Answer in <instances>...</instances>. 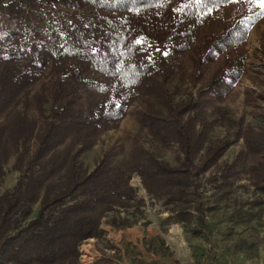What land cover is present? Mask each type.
<instances>
[{"label": "trees", "instance_id": "obj_1", "mask_svg": "<svg viewBox=\"0 0 264 264\" xmlns=\"http://www.w3.org/2000/svg\"><path fill=\"white\" fill-rule=\"evenodd\" d=\"M232 4L0 0L2 14L36 21L43 31L40 40L21 33L0 46V120L12 113L0 124V181L13 156V171L20 173L17 184L0 195V264L77 263L81 246L103 236V218L136 200L132 174L141 178L150 196L173 207L178 222L195 215L200 226L212 209L195 195L204 184L220 192L231 188L248 154L259 158L246 171L264 192L261 136H248L246 149L232 163L206 177L234 144L212 141L206 100H225L244 75L247 58L241 47L254 24L246 14L216 17ZM216 19L220 27L200 40ZM40 25L27 29L38 32ZM190 52H195L196 72L222 60L195 101L175 102L168 84ZM48 74L52 80L46 93L29 102L44 122L37 135V123L28 112L14 111ZM140 97L154 102L140 116L142 127L155 141L178 146L179 165L134 150L123 167L113 163L110 151L89 171L83 155L101 135L119 128Z\"/></svg>", "mask_w": 264, "mask_h": 264}, {"label": "rangeland", "instance_id": "obj_2", "mask_svg": "<svg viewBox=\"0 0 264 264\" xmlns=\"http://www.w3.org/2000/svg\"><path fill=\"white\" fill-rule=\"evenodd\" d=\"M259 12L261 9L258 6L240 0L216 15L229 19L246 14L254 24L241 47L247 58L244 75L225 100L213 97L206 100L212 122V141H234L218 167L211 169L206 177L217 172L223 164L232 163L238 153L246 149L248 136L264 137V16L256 15ZM218 19L201 33L200 40L212 29L220 27ZM36 25L40 24L36 21H17L0 12V46L8 38H17L21 33L40 40L43 35L41 25L38 32L27 29ZM154 49L158 48L153 46ZM194 56L195 52H190L181 59L182 68L168 84L175 102L195 101L198 90L222 60L221 56L216 63L207 64L196 72ZM51 80L50 74L45 76L33 87L27 101L14 111L28 112L37 123V135L44 122L29 102L35 95L46 93ZM153 104L150 98H138L119 128L101 135L96 145L83 155L84 166L92 171L111 151L114 154L113 163L127 167L134 150L152 153L172 165H179L182 155L178 146L155 141L140 123L141 114ZM45 107L49 114L50 105ZM11 115L2 118L0 124ZM15 160L16 156H13L5 165L6 176L0 181V195L17 184L20 173L13 171ZM258 160L248 154L239 177L226 191L220 192L212 185L204 184L195 195L197 202L212 209L205 214L204 226L198 224L195 215L188 221L178 222L173 207L150 196L141 178L132 174L131 185L137 191L136 200L126 207H116L103 218V236L86 241L75 264H264V192L254 186L246 171ZM35 210L33 217L37 215L39 205L35 206ZM115 221L117 224H114Z\"/></svg>", "mask_w": 264, "mask_h": 264}, {"label": "snow or ice", "instance_id": "obj_3", "mask_svg": "<svg viewBox=\"0 0 264 264\" xmlns=\"http://www.w3.org/2000/svg\"><path fill=\"white\" fill-rule=\"evenodd\" d=\"M197 3H204V0H196ZM227 3H238L240 0H225ZM248 3L258 6L261 9V12L256 13L258 16H264V0H247ZM187 5H185L186 7ZM209 12L212 11V9H208ZM141 40H138L137 43H141ZM166 54V53H165Z\"/></svg>", "mask_w": 264, "mask_h": 264}]
</instances>
